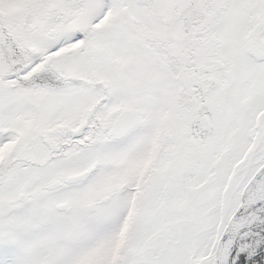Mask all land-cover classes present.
I'll return each mask as SVG.
<instances>
[{"label":"snow or ice","instance_id":"6c2138e0","mask_svg":"<svg viewBox=\"0 0 264 264\" xmlns=\"http://www.w3.org/2000/svg\"><path fill=\"white\" fill-rule=\"evenodd\" d=\"M0 264H264V0H0Z\"/></svg>","mask_w":264,"mask_h":264}]
</instances>
